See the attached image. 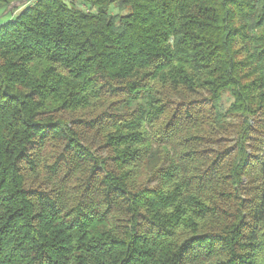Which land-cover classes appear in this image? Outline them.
<instances>
[{
	"label": "trees",
	"instance_id": "obj_1",
	"mask_svg": "<svg viewBox=\"0 0 264 264\" xmlns=\"http://www.w3.org/2000/svg\"><path fill=\"white\" fill-rule=\"evenodd\" d=\"M0 9V264H264V0Z\"/></svg>",
	"mask_w": 264,
	"mask_h": 264
},
{
	"label": "rangeland",
	"instance_id": "obj_2",
	"mask_svg": "<svg viewBox=\"0 0 264 264\" xmlns=\"http://www.w3.org/2000/svg\"><path fill=\"white\" fill-rule=\"evenodd\" d=\"M15 5H19V2H15ZM11 14H6V12H3L1 9H0V23L3 22V21H6L7 19H11ZM14 16V14H13ZM227 100L225 99L224 100V104H227Z\"/></svg>",
	"mask_w": 264,
	"mask_h": 264
},
{
	"label": "water",
	"instance_id": "obj_3",
	"mask_svg": "<svg viewBox=\"0 0 264 264\" xmlns=\"http://www.w3.org/2000/svg\"><path fill=\"white\" fill-rule=\"evenodd\" d=\"M26 1V0H25Z\"/></svg>",
	"mask_w": 264,
	"mask_h": 264
}]
</instances>
